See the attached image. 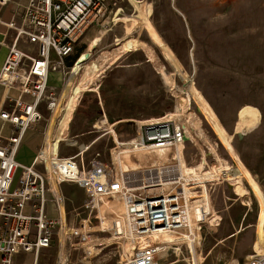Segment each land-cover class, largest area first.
<instances>
[{"label":"rangeland","instance_id":"obj_1","mask_svg":"<svg viewBox=\"0 0 264 264\" xmlns=\"http://www.w3.org/2000/svg\"><path fill=\"white\" fill-rule=\"evenodd\" d=\"M128 3L122 4L124 14L116 25L109 22L101 31L90 28L84 33L70 62H65L70 75L62 71L60 82L49 83L63 101L72 81L78 77L80 82L86 63L93 62L100 69L75 102L67 138L77 137L80 144L90 142L100 134L92 133V124L102 112L109 123L117 125L115 132L121 139L135 133L136 121L168 114L188 125L187 115L192 113L193 120L201 121V131L190 126L186 130L195 142L185 145V163L199 164L203 157L208 164L206 172L215 175L207 180L214 182L219 180L216 161L222 164L226 159L242 193L247 194L238 195L228 183L213 186L209 199L215 216L200 232V264H248L252 257L264 255V0ZM115 16L117 13L112 18ZM0 32L4 39L13 34L6 28ZM138 42L145 43V48H138ZM122 45L126 46L123 52L119 49ZM44 116L45 120L27 131L18 157L25 165L43 144L49 115ZM205 137L214 143L208 145ZM111 146L106 136L91 152H99L100 159L107 161ZM75 152L76 147L61 143L60 155ZM162 153L160 157L168 162L170 150ZM158 154L135 156L141 163L153 164ZM84 159L88 162L91 155ZM124 163L131 168L139 165L129 157ZM220 180L225 178L220 175ZM61 191L67 210H77L83 201L81 190L67 184ZM124 248L126 255H131V248ZM57 252V243L41 251L40 264H54ZM64 256L66 264H117L119 260L110 249L86 259L81 251L70 253L68 245L60 251L61 259ZM32 257L20 255L14 262L30 264ZM191 263L187 246L179 254L171 251L160 259V264Z\"/></svg>","mask_w":264,"mask_h":264},{"label":"built area","instance_id":"obj_2","mask_svg":"<svg viewBox=\"0 0 264 264\" xmlns=\"http://www.w3.org/2000/svg\"><path fill=\"white\" fill-rule=\"evenodd\" d=\"M124 3L129 4L128 0H0V24L13 32L0 69L4 91L0 103V264H25L14 259L26 254L33 256L30 264H40L41 251L54 243L58 244L54 264H66L60 251L67 245L70 253L81 251L84 258L91 247L99 253L115 251L117 264H160L161 246L167 249L168 242L175 243L179 236L192 241L196 231L208 226L210 191L228 182L220 176L209 182L202 174L204 190L190 188L194 175L185 173L183 166L203 165L205 170L208 164L204 158L199 164L185 163V145L195 141L168 114L136 121L135 133L121 139L115 132L117 125L109 123L102 112L92 124V133L100 134L90 142L80 144L77 137H63L56 154L46 158L43 152L48 122L61 95L49 87L50 74L61 70L70 75L65 62H70L77 42L90 28L101 31L109 22L116 25L124 14ZM9 5H13L10 18L3 21L2 13ZM114 13L117 16L112 18ZM44 112L49 118L43 144L25 165L17 160L20 146L27 131L45 120ZM106 136L112 146L108 160L103 161L99 152L91 150ZM61 143L76 147V152L60 155ZM164 149H170L167 163H141L134 158L138 152ZM124 153L139 165L124 168ZM87 154L91 155L88 162ZM67 184L81 190L83 201L77 210L66 208L61 187ZM107 200L121 208L119 215L101 212ZM164 235L171 236L170 240H164ZM151 237L157 240L152 242ZM126 245L131 246V255H126ZM259 255L248 264H264V255Z\"/></svg>","mask_w":264,"mask_h":264},{"label":"bare ground","instance_id":"obj_3","mask_svg":"<svg viewBox=\"0 0 264 264\" xmlns=\"http://www.w3.org/2000/svg\"><path fill=\"white\" fill-rule=\"evenodd\" d=\"M137 46L138 48H145V43L143 42H138L137 43ZM119 49L120 51H125L126 50V46L125 45H122V46H119ZM147 51V50H146ZM151 51V49L149 50ZM113 53V52H112ZM120 53V52H119ZM149 54V53H148ZM152 55V54H151ZM149 56V55H148ZM101 57V56H100ZM149 58V57H148ZM151 58V57H150ZM101 59V58H100ZM116 59V58H115ZM103 60V59H102ZM110 60V59H109ZM112 60V59H111ZM155 60V59H154ZM115 61V60H114ZM117 61V60H116ZM112 63H110L111 65ZM155 64V63H154ZM157 64V63H156ZM155 64V66H156ZM159 65V64H158ZM158 67V66H157ZM156 67V68H157ZM160 68V67H159ZM158 69V68H157ZM83 73L81 72V74L79 75V78L80 79V82H77V78H75L72 83L70 84L69 86V89H68V92L65 96V99H64V105H65V111L62 115V117L60 118V120L58 121V124H57V132L60 134V137L66 133V123L69 119H71V116H72V109L74 108L75 106V102L78 98V96L80 95L81 92H83L84 90L87 89V87L89 86L91 80L93 77H95L97 74H99V71L100 69L98 68V66L93 63V62H90L89 64L86 63L82 69ZM54 76L56 77L57 81L60 82L62 80V74L60 72H55L53 73ZM97 77V76H96ZM87 92V91H86ZM59 104H60V99H59V102H58V105L52 115V117L50 118L49 122H48V127H47V130H46V137H48L49 133H50V127L51 125L53 124L55 118L57 117V112H58V109H59ZM194 116L192 113H188L187 115V119H188V125L186 123H183L182 122V125L177 122V120H175V122L177 124H179L180 126H182V128H184L185 130H188L189 126L195 130H200L201 131V121L199 119H195L193 120ZM173 119V118H172ZM174 120V119H173ZM108 128H110L108 126ZM188 133V132H187ZM208 145L210 144L211 145V142L214 143L213 141H210V139H207L205 137V140H204ZM203 141V142H204ZM50 146L46 149H43V152L45 153V156L46 158L50 157L52 154H56L55 152V149L52 147V149L50 150V147L53 146V144L56 145L57 149H58V146H57V142L56 140L52 139L51 142H50ZM206 144V145H207ZM209 147V146H208ZM203 147L199 146V150L201 151L200 153L203 154L204 153V150L202 149ZM212 148V147H211ZM179 151L182 149L181 146H179L177 148ZM164 150H168V149H164ZM164 150H158V151H155L153 153L158 154V160H157V163H167L166 161L162 160V158L160 156H162V151ZM170 150V149H169ZM211 150V149H210ZM161 152V153H160ZM139 153H144V152H138L136 154H139ZM147 154V153H146ZM150 154V153H148ZM200 154V155H201ZM124 157H122V165L124 166V160L129 157L132 159V157H130L127 153H124L123 154ZM204 155V154H203ZM202 156V155H201ZM222 157V156H221ZM134 158H136V156H134ZM203 158V157H202ZM133 160V159H132ZM204 160V159H203ZM222 159H220L221 161ZM216 161V160H215ZM224 161V160H223ZM222 162L219 163L218 161H216L218 167H219V172L216 174L217 176H223L225 178V180L228 182L229 185H231L235 192L238 194V195H241L243 197L247 196V194H244L242 193V189L240 187V185L238 184V181L235 177V174L234 172L232 171V168L230 167L228 161L225 159V162ZM194 164V163H193ZM183 171L187 174H193L194 175V178H193V182L190 183V188H193L192 190L193 191H197V190H204V185H203V180H202V174H204V176H208L207 179L209 178H212L214 177L215 175H209L207 172H206V169L204 170L202 167L203 165H200L198 166L196 169H187L186 166H183ZM125 168V166H124ZM222 171V172H221ZM219 174V175H218ZM209 181V180H208ZM207 196V195H206ZM208 210H209V218L207 220V223L208 225H211L213 222H214V214L215 212L212 211V208H211V205L209 203L208 205ZM101 212H114L116 215H119L120 212H121V208L119 206H117V204H114L113 202L111 201H105L104 204L101 206ZM214 212V213H213ZM182 233L180 234H174L172 236V238H175V237H178V235H181ZM201 233L199 232H195L194 233V239L192 241H188V240H182L181 237L179 236L177 238V240L175 241V243H171V242H168V247L167 249H164L163 246H161V250H160V257H162L163 259L166 258V256H168L170 254L171 251H175L176 254L178 252H180V249H181V244H184V246H187L191 253H192V258H193V263L191 264H200V261L202 260V254L200 253V251L198 250L199 247H201V244H202V236L200 235ZM171 236L169 235H164V240H170ZM150 240L152 242H155L157 239L154 238V237H151ZM174 241V240H172ZM220 243V242H219ZM129 248H131L130 245H128ZM89 248V247H88ZM89 251H91L90 255L88 256V258H91L93 256H95L96 254H98V252H96V250H94L93 248H89L88 249ZM132 250V248H131ZM132 252V251H131ZM211 254V253H210ZM64 259V257H62V260ZM87 259V258H86ZM253 259V257H252ZM204 260V259H203ZM84 264H92L91 261H87L85 262Z\"/></svg>","mask_w":264,"mask_h":264},{"label":"crops","instance_id":"obj_4","mask_svg":"<svg viewBox=\"0 0 264 264\" xmlns=\"http://www.w3.org/2000/svg\"><path fill=\"white\" fill-rule=\"evenodd\" d=\"M20 1L22 3H25L26 2V0H20ZM12 9H13V5H9L5 9V11L2 13V20L3 21H8L9 20V18H10V12H11ZM0 29L3 30L5 28H4L3 25L0 24ZM1 33L2 32H0V69L2 68L3 63H4V60H5L6 56H7V46L10 43V38H12L11 36H13V34H12L8 38L4 39V38H2ZM53 80H56V77L54 76L53 73H51L50 76H49L48 85H49V83L51 84V82ZM3 95H4V91H3V89L0 88V103H1V100H2ZM74 108H75V106H74ZM74 108L72 109L71 113H73ZM65 109L66 108H65V105H64V100L63 101L60 100L59 109H58V112H57V117L55 118L53 124L50 127V133H49L48 137L45 138L44 149L48 148L51 145L50 142H51L52 139L56 140L57 146H58V144L61 141V139L63 137H67V131L61 137H60V134L57 132V124H58V121L62 117ZM44 114H45V112H44ZM71 121H72V117H71V119H69L67 121V123L65 125L66 126V130L68 129L69 123ZM4 132H5V134H7L8 133V129H6ZM26 135H27V133H26ZM26 135H25V138H26ZM25 138H24L23 142L25 141ZM22 146L23 145L20 146V149H19V152H18V155H17V160H18V157H19L20 153L22 152V148H23ZM52 147L55 149V152H56V150H57L56 145L53 144V146L50 147V150L52 149ZM37 149H36V151H37ZM242 203H243V200H242ZM243 205L245 206V204H243ZM246 205H248V204H246Z\"/></svg>","mask_w":264,"mask_h":264},{"label":"trees","instance_id":"obj_5","mask_svg":"<svg viewBox=\"0 0 264 264\" xmlns=\"http://www.w3.org/2000/svg\"><path fill=\"white\" fill-rule=\"evenodd\" d=\"M68 63V62H67Z\"/></svg>","mask_w":264,"mask_h":264}]
</instances>
